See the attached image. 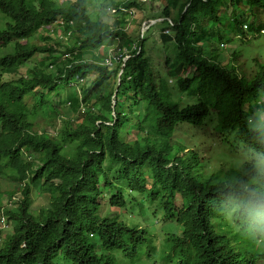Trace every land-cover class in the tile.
I'll return each instance as SVG.
<instances>
[{"label": "trees", "instance_id": "trees-1", "mask_svg": "<svg viewBox=\"0 0 264 264\" xmlns=\"http://www.w3.org/2000/svg\"><path fill=\"white\" fill-rule=\"evenodd\" d=\"M134 2L99 0L138 10ZM226 3L250 22L246 31L221 20ZM86 4L0 0V183L10 182L0 191L9 204L0 264H113L111 251L148 242L159 264L264 260L253 227L264 225V50H233L226 62L220 52L225 42L248 45L233 30H264V0H168L159 15L175 13L160 27V50L139 31L126 35L123 17L91 18ZM57 19L76 39L61 48L39 34ZM117 40L135 48L108 66L99 50ZM241 55L249 59L239 65ZM197 131L211 137L201 138L207 150L242 141L256 157L223 177L204 175ZM224 217L241 227L226 236ZM156 219L171 226L161 232Z\"/></svg>", "mask_w": 264, "mask_h": 264}, {"label": "rangeland", "instance_id": "rangeland-1", "mask_svg": "<svg viewBox=\"0 0 264 264\" xmlns=\"http://www.w3.org/2000/svg\"><path fill=\"white\" fill-rule=\"evenodd\" d=\"M163 5H165V0H144L142 2V4H140V8L138 10H136L135 15L132 17V19H130V21L128 22V24L125 27V31L127 34H129L131 37H136L139 29L142 26V23L144 21H146L149 18H156L155 21L159 20L158 17L159 16V12L161 10V8L163 7ZM86 8L89 11V13L91 14L92 18H98L101 19L102 21H105L107 23H111L114 19V15L113 12H109L108 10H105V8L103 6L100 5L99 0H88V4H86ZM240 9H242L239 6ZM247 9V7H245ZM221 8L219 9V13L221 12ZM174 14V11H170V16L172 17ZM223 18L222 20L225 22V24H227L228 26H232L233 29L234 27H238V23H239V17L233 13L229 7H227L226 5H224L223 8ZM6 18L0 13V27H3L5 24ZM209 25H212L211 22H208ZM160 26L161 23L158 24L157 27H155L154 29L151 28L148 35H149V39H148V44L150 46H153L154 48H156V50H160L162 49V44L159 38V32H160ZM225 30L228 31V28L226 26H224ZM226 31V33H228ZM51 33V38L54 41V45L57 44L58 48H61L58 44H64L62 42L61 39L58 38V35L56 33ZM235 30L232 31V34L234 35ZM40 34L45 36V31L44 30H40ZM231 38H233V36H231ZM35 41L37 43H40L37 39H35ZM63 41H65V43H71L72 39L71 38H66ZM232 44H229L227 42H225V44L221 45L222 47V51L221 54L224 57H221V59L226 62L231 56V52L233 50H239V52L243 53L245 48H250L251 49V53L250 56L256 55V51H262L264 50V37L260 36L258 38H254V39H249L248 41V45H239L237 42H231ZM111 47H113L116 50V45L113 44L111 45ZM107 46L100 49L99 50V55L101 58H103L105 56V54L107 53ZM89 55V54H87ZM221 55V56H222ZM151 56L155 59V62L162 64L163 62V57L160 56V54L155 53L153 50L151 52ZM249 58H245L244 56H239L237 58L239 65L242 61V59L248 60ZM116 62V61H115ZM114 63V62H113ZM26 67H21L16 75H12V74H4L3 76H5V78L9 79V78H16L17 75H22L25 71ZM162 69V67H161ZM250 71V70H249ZM249 71H243L244 73H248ZM93 75V74H92ZM92 75H90L89 77H91ZM43 110H41L39 107H35L32 112H31V117L34 118V120L39 121V124L43 121L42 117L43 115ZM59 125V121L57 120V126ZM37 129H40V127H38ZM197 134L200 136L199 139L195 140V143L198 145V148H200L202 150V152L200 153V157L201 159H204L205 157H209V160L211 162H213L214 160H219L222 161L224 163H233V160H241L240 157H254V154H250V153H244L243 151H241L239 154H236L238 152L237 149L232 148L229 144L225 143L223 144V146H221V150H207L208 149V145L206 143H202L201 138L203 139H211V137L208 134L205 133H201L197 131ZM178 135V134H177ZM235 148H240L239 146H235ZM231 158V159H229ZM235 162H239V161H235ZM10 182H6V183H0V191H2L3 188H7L9 187ZM33 193V192H32ZM30 194L31 198L33 199L34 202H36V196L34 194ZM14 199V197H13ZM9 203V202H8ZM7 204V196L4 193H0V214L4 211L2 210V208L4 209L6 207ZM103 207V206H102ZM101 207V208H102ZM104 208V207H103ZM120 218H123V216H121ZM250 220V219H249ZM252 222H254L253 220H250ZM240 221H235L230 217H225L224 220V225L225 227L231 226L232 228L236 229L237 227L240 226ZM156 228H158L161 232H163L164 230H168V228L171 226V223L168 224H164L163 222H159L158 219H156ZM8 225V224H7ZM255 231L259 230V227H256V225H253ZM175 229V228H174ZM154 230V229H153ZM157 230H154L152 232V235L156 232ZM152 243H154L152 241ZM149 242L147 245H143L140 249H138L135 252H130V251H113L112 252V263L113 264H159V257H158V253L157 250H153L151 248H149ZM130 252V253H127Z\"/></svg>", "mask_w": 264, "mask_h": 264}, {"label": "clouds", "instance_id": "clouds-1", "mask_svg": "<svg viewBox=\"0 0 264 264\" xmlns=\"http://www.w3.org/2000/svg\"><path fill=\"white\" fill-rule=\"evenodd\" d=\"M59 1H61V0H59ZM143 1L144 0H136V2H134V4H139V6H138V9H139L140 8V4H142ZM167 1L168 0H165V5H167ZM201 1L202 2H206V0H201ZM226 6H227V3H226ZM227 7H229L230 10H231V7L230 6H227ZM104 8H105V10H108L109 12L112 11L113 12V15L115 16L114 19H113V21L111 23H108L110 25H112L114 23V21L117 18H119V17L125 18V21L126 22H125V25L123 27V30L126 33L125 27L128 24V22L130 21V19H132V17L135 15V13H136L135 7L134 6H132V7L118 6L117 8H112L110 6H105ZM163 8H164V5L161 8L159 14L163 12ZM220 8L222 10L218 14L221 15L222 18H223V15H224L223 14L224 5H220V7L218 8V10ZM172 10L175 13V9H169L168 16H160L159 15L160 17H158L159 20H157V21H155L157 17L155 19L154 18H149L146 21H144L142 23L141 28L139 29V36H142V34L143 35H148L150 29L151 28L154 29L155 27L158 26L159 23H161V26H162L163 25V20L166 23H168L169 25L173 24L172 17L174 16V14H173L172 17H169L170 16V11H172ZM87 12H88L89 16L91 17V14L89 13L88 10H87ZM233 13L237 14L238 12L235 11ZM222 18H221V20H222ZM93 19H98V18H93ZM208 22H211V21H208ZM208 22H207V24H208ZM69 23H71V22H68V24ZM249 23L250 22L247 19H244L243 17H240L239 16L238 26H240L243 31H246L247 30V26L249 25ZM64 24H65V22L62 19L61 20L60 19H57L54 23H52L50 25H47L46 27H44L42 29H39V34H40V30H44L45 33H46L45 35H49V36H51V33L50 32H52V33L58 32L56 34L58 35V38L61 39V40L62 39L64 40L66 38H71V36H70L71 35L70 30H64L63 29V25ZM215 29L218 30V26H216ZM162 31L164 33H168L169 30H168V28H165ZM262 33H264V30L261 29L259 32H253V33H249V34H245L244 33L243 36L242 35H238V34H234V35L231 34L230 36L239 37V38H241L244 41H249V39H251V38L254 39V38H258V37L262 36ZM40 35H42V34H40ZM126 35H129V34L126 33ZM71 39H72V41H71V43H72L74 41V39H75V36H74V38H71ZM63 40H62V42L64 44H70V43H67V42L65 43V41H63ZM118 43H119L118 40L115 43H113V44L116 45V50L113 47H111V45H113V44L106 45L107 46V50H106L107 53L102 58L103 59L102 63H104V64H106L108 66H111L113 64V62H115V61L117 62L121 58L124 59L127 56L126 54L129 52L130 47H131V49H134L135 48V46L132 44L130 47H125L124 46L123 48L119 49V47H117ZM69 54L70 53H64V56L69 57ZM218 141H219V139H218ZM223 143L224 144L227 143L232 148L237 149L238 152L236 154H239L241 151H243L244 153H250V154H253V152H254V150H252L251 148H250V150L247 149L246 148V145H244V143L242 141L235 142L233 140H229L228 142H223ZM235 146H239L240 148H235ZM255 157H256V153H254V157L253 158H255ZM240 158H241V160H233V163H231V162L230 163H224V162L219 161V160H214L213 162H211L209 160V157H205L204 159H201V157H200V159H199V170L204 175H219L220 177H223L224 175H226V173H230V172L238 169L242 164H244V163H250L252 161V157H240ZM229 159H231V158H229ZM235 161H239V162H235ZM4 220H6V215L4 214V212H2L0 214V225L1 226H5L6 225ZM224 220H225V217L223 218V224L221 225V228L225 232L226 236L228 235V231H230L231 234H234L235 231L239 227H241V226H239L236 229L232 228L231 226L225 227ZM174 228H175V226H174ZM257 231H259V234L256 236L255 240H260V239H262L264 237V225H263V228H260L259 227V230H257ZM244 243L245 242H243L240 245V247H237L236 241L231 242L233 249H235V248H241V249H243L244 248ZM101 249L102 248L96 249L94 253H96V254L99 253V251ZM111 253H112V251H111ZM111 256H112V254H111ZM112 259H113V257H112ZM257 264H264V260L263 259H260L257 262Z\"/></svg>", "mask_w": 264, "mask_h": 264}]
</instances>
